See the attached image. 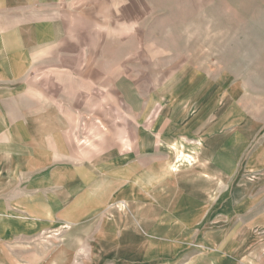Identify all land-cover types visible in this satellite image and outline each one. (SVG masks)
I'll list each match as a JSON object with an SVG mask.
<instances>
[{
	"label": "rangeland",
	"instance_id": "374dc122",
	"mask_svg": "<svg viewBox=\"0 0 264 264\" xmlns=\"http://www.w3.org/2000/svg\"><path fill=\"white\" fill-rule=\"evenodd\" d=\"M48 1L0 0V264H263L264 0Z\"/></svg>",
	"mask_w": 264,
	"mask_h": 264
},
{
	"label": "crops",
	"instance_id": "0c3cea01",
	"mask_svg": "<svg viewBox=\"0 0 264 264\" xmlns=\"http://www.w3.org/2000/svg\"><path fill=\"white\" fill-rule=\"evenodd\" d=\"M91 1L94 2V5H92L91 3H89V4L87 3V2H91ZM104 1H122V2L130 1V2H134L135 0H52V2L48 1V2H51V3H48V4H52L53 6H57V7L58 6H63L64 3L69 4L71 11H74V9H77V11H76L77 13L73 12L74 15H72V16H77L78 15V16L82 17V16H85L87 14L91 15L92 17H96L95 18V26H99L98 24H100V23H97V18L110 16L112 14L111 6L109 4H107V5L103 4L102 2H104ZM56 2H58L59 4L56 5ZM57 15H59V13ZM59 21H61V29L60 30L61 31H65L66 29H65V26L63 24L64 22H62L61 19ZM80 21H82V20H80ZM86 23H87V21H86ZM100 27L103 28V25L100 26ZM94 28L96 29V27H94ZM102 28L100 30H98V31L99 32H104L105 30H103ZM115 29L118 30L119 29L118 26ZM132 29H133V25H131L130 27L128 25H126L125 28L122 29V32H126L127 31V33H129V31L130 30L132 31ZM85 30H86V28H85ZM67 32H68V30H67ZM84 32H86V31H84ZM67 39L68 38L65 36V37H63L61 39H58V42H66ZM100 40H101V37H100ZM60 47H62V46L60 45ZM63 48L64 49H68L67 46H64ZM69 48H70V46H69ZM263 242H264V240L263 241L261 240V244H264ZM262 246H264V245H261V250L263 252L262 255H261V258H262L263 264H264V248ZM192 261H190V262L192 263Z\"/></svg>",
	"mask_w": 264,
	"mask_h": 264
}]
</instances>
